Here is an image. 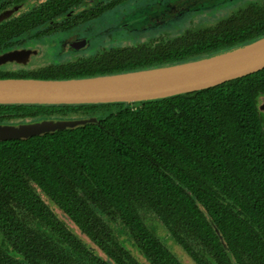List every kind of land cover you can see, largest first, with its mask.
<instances>
[{
	"label": "trees",
	"instance_id": "1",
	"mask_svg": "<svg viewBox=\"0 0 264 264\" xmlns=\"http://www.w3.org/2000/svg\"><path fill=\"white\" fill-rule=\"evenodd\" d=\"M261 35L264 0H249L212 24L112 48L77 77L185 61ZM261 98L264 68L142 101L0 104V123L97 118L0 141V264H183L142 212L198 264H264Z\"/></svg>",
	"mask_w": 264,
	"mask_h": 264
},
{
	"label": "flooded vegetation",
	"instance_id": "2",
	"mask_svg": "<svg viewBox=\"0 0 264 264\" xmlns=\"http://www.w3.org/2000/svg\"><path fill=\"white\" fill-rule=\"evenodd\" d=\"M188 1L189 9L213 2ZM148 3L149 0H0V79L85 75L82 71L91 69L93 60L112 48H129L153 38L128 33L131 40L124 42L125 38L121 43L115 34L124 26L128 30L126 25L136 21L153 26L150 21L156 13L152 14L154 9ZM159 7L163 8V3ZM125 14L136 21L126 20ZM197 28L195 24L174 36ZM47 42L51 43L50 51L42 48Z\"/></svg>",
	"mask_w": 264,
	"mask_h": 264
},
{
	"label": "water",
	"instance_id": "3",
	"mask_svg": "<svg viewBox=\"0 0 264 264\" xmlns=\"http://www.w3.org/2000/svg\"><path fill=\"white\" fill-rule=\"evenodd\" d=\"M261 68H264V35L193 59L124 72L72 78L0 79V104L142 101L207 88ZM259 108L264 111V102ZM90 121L97 118L0 123V141L27 138ZM214 229L219 234L218 228Z\"/></svg>",
	"mask_w": 264,
	"mask_h": 264
},
{
	"label": "rangeland",
	"instance_id": "4",
	"mask_svg": "<svg viewBox=\"0 0 264 264\" xmlns=\"http://www.w3.org/2000/svg\"><path fill=\"white\" fill-rule=\"evenodd\" d=\"M207 1L213 2L210 4L206 3L207 5L205 4V7L204 5H202L196 8L189 9L187 8V4L188 2H190L188 0H149L148 4H150V7L154 9L152 10V14L156 13L155 16L151 17L150 21L151 23L153 22V26H144L142 20L140 23H138L134 18H129L127 17V14H125L126 20L134 19V21L136 22L126 25V28L128 30H126L124 26L120 30L116 31L115 34L117 36V39H119L121 43L123 39L127 38L128 33H134L137 37H139L141 34H148L149 37L150 35L153 37H173L174 34L179 33L180 30L186 29L187 27H192L195 24H197V27L206 24H212L216 20L236 10L241 4L245 3L244 0ZM161 3H163L164 7L160 9L159 4ZM145 27L146 30H143ZM140 37L144 38L143 35H141ZM96 40L97 39L95 38V41ZM130 40V38H127L123 41L129 42ZM42 48H45L47 51H50L51 43L47 42L46 47L43 44ZM263 101L264 98H261L260 102ZM49 205L53 209H55V211H58L55 206H53L52 204ZM142 215H144L145 219H150L148 220V222H146L149 228L152 230V232L158 235L161 240L167 242V245L169 246L171 252L174 253L175 256L178 257L183 264H194L193 261H191V259L188 257L189 255L187 254V252L178 243L174 242L171 245L168 242V240H171V236L166 230V228H164L163 226L160 225L161 229L157 227V223L160 224L159 220H152L154 219V216L150 212H142ZM70 226L72 227L71 223ZM116 230L119 232V237H117L123 239V241L127 244L128 248H132L131 244H128V241L125 238V230L122 229L118 224L116 226Z\"/></svg>",
	"mask_w": 264,
	"mask_h": 264
}]
</instances>
